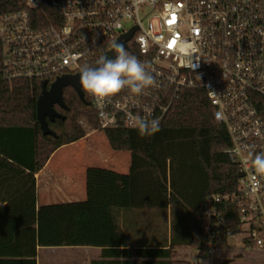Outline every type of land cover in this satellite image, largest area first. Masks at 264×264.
Returning a JSON list of instances; mask_svg holds the SVG:
<instances>
[{"label":"built area","instance_id":"1","mask_svg":"<svg viewBox=\"0 0 264 264\" xmlns=\"http://www.w3.org/2000/svg\"><path fill=\"white\" fill-rule=\"evenodd\" d=\"M130 34L126 49L155 84L141 95L126 89L98 99L87 92L100 129L134 128L131 115L162 124L186 90L205 89L230 136L224 153L241 174L237 196L217 202L239 201L249 249L264 251V174L252 163L264 152V0H24L21 9L0 7L1 72L9 81L50 87L95 67ZM184 42L196 46L194 69L180 48ZM209 213L224 222L217 207Z\"/></svg>","mask_w":264,"mask_h":264},{"label":"trees","instance_id":"2","mask_svg":"<svg viewBox=\"0 0 264 264\" xmlns=\"http://www.w3.org/2000/svg\"><path fill=\"white\" fill-rule=\"evenodd\" d=\"M23 1L0 0V7L21 9ZM1 71L0 48V131L28 140L27 152L34 155L35 163L29 165L32 173L28 174L32 177L28 188L31 208L19 215L14 208H0V264H37L35 174L58 149L102 129L87 92L84 90L85 99H81L74 88L68 87L64 91L67 109L56 106L65 118L49 121L56 134L44 135L37 117L44 82L9 81ZM160 127L152 136L123 126L103 130L115 151L131 152V167L127 174L89 168L88 205L108 213L126 247L105 248L100 259L91 264H195L179 258L178 248L193 247L201 258L211 250L229 248L230 239L239 233L246 235L245 247L252 246L239 201L217 202L227 194L237 196L241 174L238 165L224 153L231 145L230 136L226 126L215 120L207 91L186 90ZM0 153L12 155L2 147ZM215 207L224 222L210 215ZM41 224L45 228L47 220L42 218Z\"/></svg>","mask_w":264,"mask_h":264},{"label":"crops","instance_id":"3","mask_svg":"<svg viewBox=\"0 0 264 264\" xmlns=\"http://www.w3.org/2000/svg\"><path fill=\"white\" fill-rule=\"evenodd\" d=\"M82 140L70 145H77ZM29 145L23 136H11L8 131H0V147L13 155L0 153V208H14L17 215L24 214L33 202L32 193L28 191L32 177H28V174L32 173L29 165H34L35 161L34 155L27 152ZM67 146L58 149L46 166L35 174L38 214L37 264H91L92 261L100 259L105 248L126 247L125 242L116 233L108 213L103 208L91 209L88 205L87 173L92 166H71L68 157L59 159V165L53 164L55 159H58L59 151ZM128 162L127 170L120 173L129 172L131 161ZM42 218L47 220L45 228H42ZM183 250L187 249L178 248L179 253H183ZM224 251L226 257L223 253V259L229 260V264L237 262L231 249ZM259 258L264 260V254L259 255ZM218 261L220 260H215L214 264ZM260 263L264 264L256 261V264Z\"/></svg>","mask_w":264,"mask_h":264},{"label":"clouds","instance_id":"4","mask_svg":"<svg viewBox=\"0 0 264 264\" xmlns=\"http://www.w3.org/2000/svg\"><path fill=\"white\" fill-rule=\"evenodd\" d=\"M136 3L142 0H135ZM114 58L102 55L96 61L98 67L85 66L81 69L80 83L83 89L98 99L107 98L124 90L134 95H141L155 84L154 75L146 70V65L135 55L129 53L123 44L113 43ZM188 57L189 66L194 69L193 57L196 46L191 42L180 45ZM132 127L141 135L152 136L161 130V121L147 116L131 115ZM258 173L264 174V152L257 153L252 161Z\"/></svg>","mask_w":264,"mask_h":264},{"label":"rangeland","instance_id":"5","mask_svg":"<svg viewBox=\"0 0 264 264\" xmlns=\"http://www.w3.org/2000/svg\"><path fill=\"white\" fill-rule=\"evenodd\" d=\"M91 133L77 145H68L66 148L61 149L58 159L56 158L53 164L59 165V159L68 157L70 160L69 165L71 166L80 165L82 168H86L87 166L102 167L119 172L124 170L125 172L127 170L126 166L129 163L128 160L131 161V152L115 151L103 130ZM58 160L59 163L57 164ZM245 236V233H239L230 239V246H228L227 250L231 249V252L235 255V259H237V262H233L232 264H256V261L264 262V260L259 258V255L264 254V251L256 248H246L244 244ZM186 249L182 251L183 253L178 252V257L189 259L195 264L200 262L202 264H214L215 260H220L216 264H221L227 260L221 257L223 253L224 257H226L224 251L226 248L216 250V255L207 253L201 258H198L197 249L193 247Z\"/></svg>","mask_w":264,"mask_h":264},{"label":"water","instance_id":"6","mask_svg":"<svg viewBox=\"0 0 264 264\" xmlns=\"http://www.w3.org/2000/svg\"><path fill=\"white\" fill-rule=\"evenodd\" d=\"M131 37L132 34L122 37L118 41V44H123L126 48L127 42ZM106 56L114 58L115 53L111 50ZM95 67H98V65ZM80 75L81 73L77 75L61 76L50 87L47 82L43 83V92L37 102V117L44 135L56 134L51 129L49 121H54L57 118H65L64 115L57 110L56 106L59 105L62 109H67L64 100V91L66 88H74L80 98L85 99V92L80 83Z\"/></svg>","mask_w":264,"mask_h":264},{"label":"bare ground","instance_id":"7","mask_svg":"<svg viewBox=\"0 0 264 264\" xmlns=\"http://www.w3.org/2000/svg\"><path fill=\"white\" fill-rule=\"evenodd\" d=\"M96 131H99V130H95L94 132H96Z\"/></svg>","mask_w":264,"mask_h":264},{"label":"flooded vegetation","instance_id":"8","mask_svg":"<svg viewBox=\"0 0 264 264\" xmlns=\"http://www.w3.org/2000/svg\"><path fill=\"white\" fill-rule=\"evenodd\" d=\"M58 106V105H57Z\"/></svg>","mask_w":264,"mask_h":264}]
</instances>
